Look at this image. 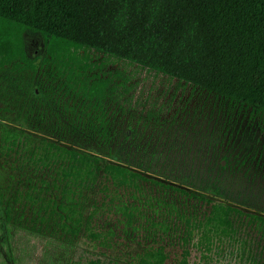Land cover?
I'll use <instances>...</instances> for the list:
<instances>
[{
	"label": "trees",
	"instance_id": "1",
	"mask_svg": "<svg viewBox=\"0 0 264 264\" xmlns=\"http://www.w3.org/2000/svg\"><path fill=\"white\" fill-rule=\"evenodd\" d=\"M27 31L43 40V58L31 56ZM90 52L264 113V0H0V70L37 74L48 67L58 79L55 88L34 92L15 116L25 129L0 126V161L23 175L36 173V180L27 176L25 194L32 210L71 224L75 235L84 219L77 209L91 201L88 220L110 205L130 218L127 203L115 204L117 192L139 190L138 180H145L128 167L64 145L114 155L118 131L108 109L113 90L108 78L94 74L100 67ZM94 191L103 194L101 201L92 200ZM219 206L203 221H187L192 231L202 229L199 239L207 243L213 227L224 235L215 226ZM87 232L94 237L89 224ZM28 238L26 257L37 250L46 262L37 264H64V242L55 244L61 252L51 254L45 248L54 241L38 249L32 234ZM138 258L136 264H163L166 256L158 247Z\"/></svg>",
	"mask_w": 264,
	"mask_h": 264
},
{
	"label": "rangeland",
	"instance_id": "2",
	"mask_svg": "<svg viewBox=\"0 0 264 264\" xmlns=\"http://www.w3.org/2000/svg\"><path fill=\"white\" fill-rule=\"evenodd\" d=\"M26 40L32 57L45 56L39 35L27 31ZM90 56L100 67L94 74L108 78L113 90L108 109L118 131L114 155L64 145L145 179L138 180L139 190L117 192L115 204L127 203L132 216L110 205L88 220L91 201L77 209L84 219L75 235L69 222L41 218L32 210L25 194L27 176L36 180V173L23 175L0 161V264L45 259L37 250L26 257L29 234L38 249L54 241L45 248L51 254L61 252L55 244L64 242V264H136L146 248L158 247L166 256L163 264H182L183 257L186 264H264V113L95 52ZM57 82L48 67L37 74L0 70V126L25 129L15 116L34 92L53 89ZM102 195L94 191L91 198L99 202ZM215 205L223 209L215 226L224 235L213 227L207 243L199 239L202 229L192 231L187 221H203Z\"/></svg>",
	"mask_w": 264,
	"mask_h": 264
}]
</instances>
